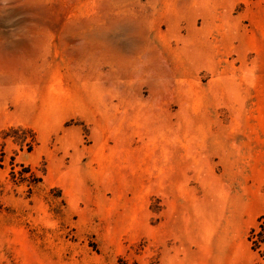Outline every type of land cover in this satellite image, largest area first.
I'll list each match as a JSON object with an SVG mask.
<instances>
[{
    "label": "rangeland",
    "instance_id": "1",
    "mask_svg": "<svg viewBox=\"0 0 264 264\" xmlns=\"http://www.w3.org/2000/svg\"><path fill=\"white\" fill-rule=\"evenodd\" d=\"M0 264H264V0H0Z\"/></svg>",
    "mask_w": 264,
    "mask_h": 264
}]
</instances>
